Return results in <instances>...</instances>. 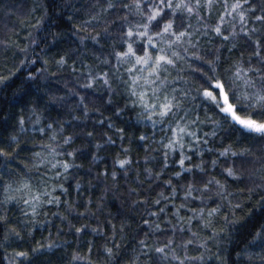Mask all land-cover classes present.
<instances>
[{
  "label": "clouds",
  "instance_id": "1",
  "mask_svg": "<svg viewBox=\"0 0 264 264\" xmlns=\"http://www.w3.org/2000/svg\"><path fill=\"white\" fill-rule=\"evenodd\" d=\"M220 83L264 123V0H0V264H264V132Z\"/></svg>",
  "mask_w": 264,
  "mask_h": 264
},
{
  "label": "snow or ice",
  "instance_id": "2",
  "mask_svg": "<svg viewBox=\"0 0 264 264\" xmlns=\"http://www.w3.org/2000/svg\"><path fill=\"white\" fill-rule=\"evenodd\" d=\"M215 31L217 32V34H219L221 32V28L216 27ZM129 34L131 35V32H129ZM181 35H184V33H181ZM165 59L166 58L164 56L159 57L160 61H164ZM216 89H217V94L213 96V99H216L217 96L222 97L224 105H225L223 107L222 111L229 113L232 116V119L235 122H237L238 124H240L242 127L248 128V129L256 131L258 133L264 132V123H261L257 120H254V119L244 118L237 113V111L233 108L232 104L230 103V98L228 97L227 93L222 91V89H223L222 83L217 84ZM206 94H209V93H206ZM261 98L264 99V97H261ZM161 107L164 111H167L169 105H162ZM120 163L123 166L125 161H121ZM19 190L20 189H18V188L13 189L12 186L10 185L9 186V195H8L7 199L8 200L15 199L13 193L15 191H19ZM39 199H40L39 194H37L36 197H34L31 200H26L25 203H34L36 200H39ZM35 214H36L35 210H33L31 215L35 216ZM0 228L7 229V231L4 233V239L5 240L10 239V237L13 235L23 239L22 234L17 230V227L15 225L8 224L7 218L4 216H0ZM80 230L81 229H78V231H80ZM48 247H51V245H49ZM39 251H43V248L39 249ZM30 255H31V250H25V249L17 246L16 248L13 249L14 264H23L24 258L26 256H30ZM16 258H19V259H16Z\"/></svg>",
  "mask_w": 264,
  "mask_h": 264
},
{
  "label": "trees",
  "instance_id": "3",
  "mask_svg": "<svg viewBox=\"0 0 264 264\" xmlns=\"http://www.w3.org/2000/svg\"><path fill=\"white\" fill-rule=\"evenodd\" d=\"M2 231H3V229L0 228V232H2ZM2 251L3 250L0 249V252H2ZM9 252H11V249H9ZM2 264H7V254H4L3 259H2Z\"/></svg>",
  "mask_w": 264,
  "mask_h": 264
}]
</instances>
